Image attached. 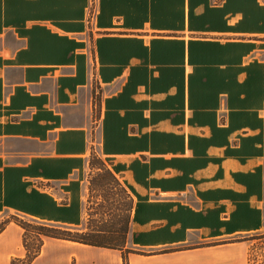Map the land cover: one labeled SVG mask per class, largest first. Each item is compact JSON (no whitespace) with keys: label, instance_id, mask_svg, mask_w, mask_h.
Masks as SVG:
<instances>
[{"label":"crops","instance_id":"obj_1","mask_svg":"<svg viewBox=\"0 0 264 264\" xmlns=\"http://www.w3.org/2000/svg\"><path fill=\"white\" fill-rule=\"evenodd\" d=\"M85 4L0 0V214L106 229L84 216L97 158L130 199L128 264H211L264 228V0H98L90 27ZM29 264L122 260L44 236Z\"/></svg>","mask_w":264,"mask_h":264},{"label":"rangeland","instance_id":"obj_2","mask_svg":"<svg viewBox=\"0 0 264 264\" xmlns=\"http://www.w3.org/2000/svg\"><path fill=\"white\" fill-rule=\"evenodd\" d=\"M264 39V36L262 37ZM85 184L87 185L86 195L84 198V216L86 217V225L89 228H101L103 224H98L95 219L99 212L108 210L114 213L113 222L117 226H125L127 223V210L130 206V199L119 182L109 173L107 167L94 162L93 168H90L85 176ZM92 214V218L90 215ZM90 217V218H89ZM9 221L21 222L28 229L27 242L32 244L35 242L33 230L42 224L47 226L53 225L61 229H70L57 224L40 222L30 218H23L11 214H0V228L4 227ZM71 230V229H70ZM228 242H239L229 250H216L214 253V261L211 264H238L237 260H242L243 264H264V228L259 232L241 235L227 240ZM127 249V248H125ZM167 250H163L165 252ZM227 262H224L226 256H231ZM127 257V254H126ZM210 262L208 256L203 258ZM202 258L200 260H203ZM233 261V263L231 262ZM204 263V261H202Z\"/></svg>","mask_w":264,"mask_h":264},{"label":"trees","instance_id":"obj_3","mask_svg":"<svg viewBox=\"0 0 264 264\" xmlns=\"http://www.w3.org/2000/svg\"><path fill=\"white\" fill-rule=\"evenodd\" d=\"M261 47H264V43L261 44ZM94 162H97L99 165L105 167L102 164V162L97 158H94V160H91L90 164L94 166ZM108 171L112 175L109 169ZM13 222L19 225L23 230L22 245L24 247L25 254L22 258H18V257L12 258L9 264H29L30 261L38 254L40 250V246L42 244V238L44 236L66 239V240H71V241L80 242V243L89 244V245L118 249L121 252L122 264H128L126 254L130 250L123 248V244L125 240V233H126V225L117 226L113 223H110V225H105L106 229H103V230L90 229V230L83 231L79 229H71V230L65 229V228L61 229L53 225L47 226L45 224H42L40 226H37L32 231L35 242L32 244H28L27 242L28 238L26 234L28 229L21 222H15V221ZM2 228L3 227H1L0 230Z\"/></svg>","mask_w":264,"mask_h":264},{"label":"built area","instance_id":"obj_4","mask_svg":"<svg viewBox=\"0 0 264 264\" xmlns=\"http://www.w3.org/2000/svg\"><path fill=\"white\" fill-rule=\"evenodd\" d=\"M98 11V0H86L84 23L87 27L92 25V22Z\"/></svg>","mask_w":264,"mask_h":264}]
</instances>
